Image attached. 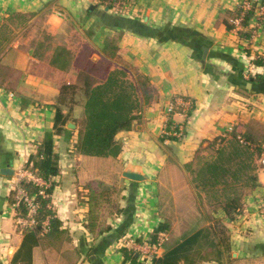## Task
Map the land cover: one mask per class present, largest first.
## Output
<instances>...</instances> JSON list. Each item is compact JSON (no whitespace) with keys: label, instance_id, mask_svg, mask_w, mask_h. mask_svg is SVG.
<instances>
[{"label":"crops","instance_id":"crops-1","mask_svg":"<svg viewBox=\"0 0 264 264\" xmlns=\"http://www.w3.org/2000/svg\"><path fill=\"white\" fill-rule=\"evenodd\" d=\"M241 1L132 0L116 9L95 0H0V24L13 12L32 14L26 27H10V39L0 52V73L5 74L0 75V168L14 170L11 177L0 173V264H9L22 237L7 193L17 186L38 140L52 128L59 85L73 82L76 72L75 67L62 71L33 56L38 39L22 42L24 29L41 21L53 45L69 48V36L59 37L73 28L82 41L90 42L93 60L105 39L119 32L118 54L147 76L145 93L139 90V117L115 136L121 145L116 156L74 152L76 125L72 133L54 138L60 174L51 178L50 197L60 232L32 249L31 264H128L122 262L118 242L129 237L151 241L152 231L165 221L171 230V219L162 213L166 170L179 169L189 179L183 164L233 125L256 139L264 136V63L253 62L264 59V21H258L255 10L248 22L253 29L249 40L240 37L239 23L227 29L222 21ZM41 62L48 73L38 71ZM12 73L16 77L10 82L7 75ZM255 75L262 80H248ZM178 98L191 100L185 115L176 109L170 116L173 126H184L183 134L165 138L167 108ZM126 172L141 178H128ZM256 174L258 185L244 197L243 211L225 220L235 256L264 252V166ZM108 186L117 189V209L104 211L102 230L100 205L109 198ZM186 186L194 192L190 182ZM91 214L96 216L94 231L87 228ZM186 217L179 235L201 225L199 212Z\"/></svg>","mask_w":264,"mask_h":264},{"label":"trees","instance_id":"trees-1","mask_svg":"<svg viewBox=\"0 0 264 264\" xmlns=\"http://www.w3.org/2000/svg\"><path fill=\"white\" fill-rule=\"evenodd\" d=\"M108 8L120 9L132 0H95ZM256 2L244 9L241 3L226 12L222 21L227 29L236 26L238 19L241 30L240 37L249 40L252 28L248 27L249 19L254 15ZM32 14L13 12L0 24V52L10 39L11 26L26 27ZM264 21V16L260 18ZM121 33L108 36L100 50H96L99 58L92 59L93 48L76 55L63 44L53 45L52 36L46 31L43 37L33 42V56L45 60L49 65L62 71L76 68L73 82H62L53 102L54 117L52 128L45 131L36 144L35 151L30 153L22 168L49 180L45 189L46 196L39 193V186L26 178L18 181L17 187L9 189L7 202L14 209V219L27 214V207L18 197L17 189L21 188L38 203L34 216L35 223L20 231L21 243L12 254L9 264H31L32 249L49 239L58 229V220L51 207V191L55 178L60 174L59 155L54 152V138L73 132L66 126L68 121L76 125V136L72 144L74 152L88 156H116L121 145L115 136L119 131L129 130L134 120L139 117L142 100L139 90L145 93L148 86L147 76L131 64L125 62L120 55L119 39ZM254 63H264L257 58ZM135 69L134 76H130ZM5 76V74L0 73ZM248 80L261 81L260 75L249 76ZM148 99L150 94L145 95ZM76 106L82 111L79 117L73 116ZM168 114L166 129L175 130ZM239 136V137H238ZM165 138L176 139L174 136ZM264 147V136L259 139L247 132H242L238 125L223 136L209 140L206 146L197 149L191 161L183 164L189 175V182L195 190L200 203L205 199L211 211L203 213L204 224L182 232L171 244H164L162 253L147 264H237L249 256H233L230 231L225 220L232 221L243 211V199L257 187V168L263 165L257 159ZM202 194L204 196H202ZM222 211L223 217L216 215ZM49 217L47 230H43V222ZM96 216L90 215L87 228L94 231ZM109 227H107L108 229ZM167 222H161L152 231L150 240L155 239L159 231L169 232ZM103 230V229H102ZM101 232V230H100ZM123 261L128 264H140L136 251L121 247ZM264 255V252H263ZM255 256V255H254Z\"/></svg>","mask_w":264,"mask_h":264},{"label":"rangeland","instance_id":"rangeland-1","mask_svg":"<svg viewBox=\"0 0 264 264\" xmlns=\"http://www.w3.org/2000/svg\"><path fill=\"white\" fill-rule=\"evenodd\" d=\"M47 31L46 27H44L43 22L39 21L38 23H33V25H30L29 27L25 28L23 31V34L25 36H22L21 41L29 43L30 40L34 39H41L43 37V32ZM19 32H22L20 30ZM78 31H74L73 28H67L66 33L62 32L60 34L59 39H65L68 37L69 41L68 45L69 48L77 55H80L83 53L84 50H88L91 46L90 42L86 40L84 37V40L82 41L81 38L78 36ZM47 68L45 67V64L42 62L39 64L38 71L42 73H48ZM135 72V69H133ZM131 69L130 76L132 77V73L134 76V72ZM3 74V73H2ZM16 77V74L12 73L10 75H7V79H10V82L13 81ZM6 79V80H7ZM9 82V81H8ZM9 82V83H10ZM80 106H76L75 110L73 112V116L79 117L81 113L77 110ZM189 176V175H188ZM189 178V177H188ZM164 180V179H163ZM189 184V179H186L179 171V169H173L170 168L166 170L165 174V184L162 188H164L165 193L167 194V197L164 201V209H162V213L167 215L171 219V230L167 232L168 239L166 241V245L172 243L174 240H176L179 237V229L181 228L182 223H187L188 217H186L188 214H196L199 212L201 214V217L203 218V213H209L211 211L210 205L206 204L205 199L200 203L198 197L196 196L195 190L194 192L189 190L191 186L186 184ZM105 190V189H103ZM107 193L109 198L105 202H101L100 205L102 209V213L100 215L102 216L99 221H101L103 224L101 225V229L104 228L105 222L107 221L104 216V211H108L110 208L112 211H115L117 209V189L113 186L107 187ZM96 201V205H97ZM105 208V210H104ZM192 218V217H190ZM189 218V219H190ZM186 220V221H185ZM204 219H202L199 223L204 224ZM181 223V224H180ZM183 223V224H184ZM100 225V222H99ZM19 230H21L19 227H17ZM171 238V239H170ZM169 240V241H168ZM46 241V240H45ZM169 242V243H168ZM44 243V241L42 242ZM255 255V256H254ZM235 256V255H233ZM246 260L238 261L237 264H264V255H260L259 253L248 255ZM226 264V263H225ZM236 264V263H235Z\"/></svg>","mask_w":264,"mask_h":264},{"label":"built area","instance_id":"built-area-1","mask_svg":"<svg viewBox=\"0 0 264 264\" xmlns=\"http://www.w3.org/2000/svg\"><path fill=\"white\" fill-rule=\"evenodd\" d=\"M252 2H256V13H257V19L260 22V18L264 16V0H242L241 5L244 9L248 8ZM235 23L238 22V19L234 21ZM191 106V100L187 98H178L177 100L170 101L166 115H168L171 112L176 111V109H179L182 114H186V112L190 109ZM183 125H178L175 130H169L164 128L163 134L164 135H170L174 136L176 139H179L182 137L183 134ZM239 137V136H238ZM257 162L264 166V147L257 159ZM26 178L27 180L32 181L34 184L39 186L40 190L39 193L42 196H46L45 189L49 187V180L43 179L35 174H33L31 171L23 169L20 172L19 179ZM19 181V180H18ZM17 187V186H16ZM18 197L22 199L24 204L27 207V214L25 216H19L15 219V224L17 227H19L21 230L31 227L35 223V214L38 209V203L34 201V199L26 193L25 190L18 188L17 189ZM261 213L264 214V205L260 208ZM49 217H46L45 221L43 222V230L42 232H45L47 230V224L49 222ZM168 239L167 233L164 231H159L155 235V239L152 241L145 240L142 242L136 241L134 238H124L121 242H118L119 247H126L129 249H132L137 252L138 254V262L140 264H147L153 258L159 256L162 251L164 244L166 243Z\"/></svg>","mask_w":264,"mask_h":264},{"label":"water","instance_id":"water-1","mask_svg":"<svg viewBox=\"0 0 264 264\" xmlns=\"http://www.w3.org/2000/svg\"><path fill=\"white\" fill-rule=\"evenodd\" d=\"M66 126L70 129H73L75 127V124L71 121H68ZM0 173L11 177L14 174V170L9 166H4L0 168ZM125 176L134 180H138L141 178V176L138 173H131V172H126Z\"/></svg>","mask_w":264,"mask_h":264}]
</instances>
